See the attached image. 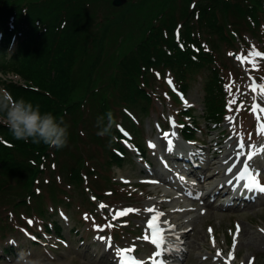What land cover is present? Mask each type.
Masks as SVG:
<instances>
[{"label": "rangeland", "instance_id": "1", "mask_svg": "<svg viewBox=\"0 0 264 264\" xmlns=\"http://www.w3.org/2000/svg\"><path fill=\"white\" fill-rule=\"evenodd\" d=\"M95 1L90 10L95 15L94 21L104 26L109 23L104 20L105 17L111 19L117 15V10L139 0H125L119 8L111 4L113 0ZM161 1L152 0L144 10L139 11L133 21L130 20V24L124 27L119 38H115L116 44L123 45L124 50L132 48L149 25V18L162 9ZM258 35L244 33L239 37V46L248 45L260 49L262 39ZM216 43L220 46L218 52L220 61L226 64L225 77L227 84L231 85L230 99L236 100V103L231 105L232 111L226 109L225 122L215 125L203 114L200 78L192 83V89L187 93L188 97L180 98L175 95L172 84L168 83L169 79L172 81V76L169 73L156 72L154 78L149 79L150 90L154 96L150 113L143 115L130 110L132 116L136 118L134 120L130 113L124 116L123 111L120 113L121 109L116 112L119 122H122L121 128L128 130L133 136V139L131 137L128 139L140 143L146 149L150 165L139 162L133 144L127 141L124 146L122 145L126 154L122 164L110 167L105 164L106 152L87 138L89 132H92L90 125L96 128L97 123L93 106L87 105L84 111L86 121L83 125L77 126L73 145L66 149L67 152L63 150L58 155H51L46 172L36 182V195L27 202L28 204L14 209L10 200H0V264H14L16 254L20 250L31 252L34 257H42L45 264H117L114 248L132 246H135L136 256L143 257L148 264H151L145 254L151 257L154 248L149 241L142 239L148 232L146 222L151 217L145 209L157 204L162 206L158 207L159 211L167 214L175 195L181 199L184 197L182 194L174 193V189L163 181L151 180L155 172L159 174L163 172L164 177L180 188L184 190L186 188L187 193L191 195L185 197L181 203L174 201L177 209L188 210L178 215L172 222V225L189 223L182 228L188 232L186 237L176 242L171 238L172 234L166 232L167 250L179 243L181 256L176 264H224L229 252L233 253L231 264H264V231H262L264 230V199L245 207L227 210L223 208V204L228 200L225 189L220 190V195L210 194L211 197L207 195L214 188L213 185L219 181L226 182V179L220 178L230 166L236 164L233 173L237 168L243 167L237 160V155L231 160L226 157L232 151L238 154L237 145L241 137L246 144L245 153L248 151L247 145L255 144L257 147L264 145V136L256 133L257 121L252 112L253 103H259L264 107V100L249 89L252 83L249 76L258 80L264 77V61L259 62V70H253L250 64L242 65L236 59V56H240V52L236 54L235 50L234 55H229L233 48H228L217 40ZM111 49L113 50V48L108 50L107 47L106 54L103 55V62L99 67V71L102 72H98L99 78L103 76L108 80V76L116 73L115 60L109 55ZM0 79L3 82L7 80L24 85L19 77L13 75L0 74ZM0 87H3L1 83ZM227 104L229 107V101ZM178 111L189 114L186 117H179ZM229 117L232 118L231 122ZM169 118L175 123H190L193 129L194 125L199 126L196 136L198 142L184 143L176 133V127L171 126ZM67 123L71 124L70 121ZM164 132L175 133V136L171 137L174 145L172 151H168ZM76 133L82 136V141L78 140L79 136ZM149 142L155 144V147H149ZM195 147L202 149L204 153L203 159H199L201 162L194 159L195 163H202L204 174H201L200 180L184 179L190 184L187 185L173 176L172 171L173 168H180L185 163L171 162L170 158L179 156L173 154L175 149L185 152L187 148L189 154L197 152ZM261 157H264V154L256 156L254 161H260ZM240 159L242 160L243 157ZM74 162L75 165L81 163L84 166H91L95 171L88 174L86 168L84 172L87 177L78 184L76 182L71 184L66 175ZM254 165L257 168H264L261 163ZM217 170H220V173H217ZM146 180H155L156 183L151 184ZM261 182L264 183V174L261 175ZM18 192H20L18 189L17 192L10 190L12 194ZM53 197L62 199L63 202L53 201ZM100 204L107 207L101 209ZM39 208L45 210L44 215ZM129 208L138 211L114 218L115 212ZM86 214L88 219H85ZM29 219L33 221L31 225L27 222ZM55 220L62 225H68L63 232L65 240L44 233L43 222ZM94 225L103 227L104 231L95 230ZM237 225L240 228L238 234ZM209 229L212 230L211 234ZM39 237L41 241L37 240ZM97 237H111L113 248L106 250V242L98 240ZM234 237L236 244L233 250ZM217 251L222 253L219 258L216 257Z\"/></svg>", "mask_w": 264, "mask_h": 264}, {"label": "trees", "instance_id": "2", "mask_svg": "<svg viewBox=\"0 0 264 264\" xmlns=\"http://www.w3.org/2000/svg\"><path fill=\"white\" fill-rule=\"evenodd\" d=\"M151 1L114 8L117 15L105 17L109 23L102 26L94 21L90 10L95 0H0V74H16L24 85L1 79L0 83L14 98L39 105L42 114H53L68 128L67 146L56 149L16 140L0 121V200H10L14 209L28 204L36 195V182L46 172L51 155L73 145L77 126L86 121L87 105L93 106L96 121L104 117L103 126L108 124L107 113H112L110 132L98 135L102 127L96 123V128L90 125L92 132L87 138L106 152V166H120L125 157L121 143L126 137L119 130L116 112L121 109L124 116L132 111L149 114L154 103L149 79L156 72H169L184 96L200 78L206 117L217 125L224 121L229 100L227 68L220 61L216 40L233 48L232 52L244 50L246 56L251 47L239 46V37L259 34L263 47L257 50L264 53V0H162V9L149 18L143 35L132 48L124 50L115 38ZM107 47L113 48L109 55L116 69L108 80L98 77ZM184 114L180 112V117ZM195 127L185 124L180 130L184 137L195 138L199 126ZM78 140L82 141V136ZM135 147L146 157L140 143ZM86 168L88 174L95 171L74 162L66 175L69 183L82 182ZM17 189L20 192L10 193ZM40 210L44 215L45 210ZM44 225L47 231L62 235L57 222Z\"/></svg>", "mask_w": 264, "mask_h": 264}, {"label": "snow or ice", "instance_id": "3", "mask_svg": "<svg viewBox=\"0 0 264 264\" xmlns=\"http://www.w3.org/2000/svg\"><path fill=\"white\" fill-rule=\"evenodd\" d=\"M229 55H233L230 53ZM236 59L240 61L242 65L250 64L253 70H259V61L264 60V53H261L259 50L253 46L251 50L247 53V55H240L236 56ZM248 69H246L247 71ZM249 79L252 83L249 85V89L251 92L256 94L260 99L264 100V82L257 83L255 79L249 76ZM261 81H264V77L261 78ZM168 83L171 85L172 81L169 79ZM226 91L229 92L231 95V85H226ZM186 103V102H185ZM235 99L229 100V107L228 110L232 111L231 105L235 104ZM242 107V106H241ZM252 112L255 115L257 121V129L256 133L259 136H264V107H262L259 103H253L252 105ZM231 122V117L228 118ZM170 124L172 127H177L176 123L172 118H169ZM183 125H180L182 127ZM119 127V126H118ZM159 128V125H157ZM121 133L128 137V133L123 129L119 128ZM163 136L167 141V148L168 151L173 150V140L171 139L172 136H175V133H168L164 132ZM149 147L154 148L155 144L149 142ZM238 154L237 160L243 165L242 168H237L236 172L233 173V168H236V164L230 166L227 171L232 173V179H229L227 183L232 184L235 180L237 182V187H241L243 190L251 193H264V183L261 182V175L264 174V168H257L252 162L254 158L258 155L264 154V145L257 147L255 144L247 145L248 151L245 153L246 144L243 138H240V141L237 145ZM243 157L241 160L240 158ZM227 163V161H225ZM95 199V198H93ZM99 207L101 209L106 208L107 205L100 204ZM133 211H138L134 209H125L122 211H117L114 214V218H119L122 216H126ZM148 213H151L150 219L147 221V229L150 231L146 232L142 239L149 241L154 246V252L152 256L149 258L151 264H167V261L164 259V256L167 252V245H166V232L168 228L165 227L168 225L166 220H161L164 217V213L162 211L157 210L154 207H149L145 209ZM85 219H88L87 214L85 215ZM28 224L31 225L33 221L29 219ZM108 227H112V225H108ZM95 230L103 232L104 228L100 227L99 225H94ZM211 229H209V233L211 234ZM240 231L239 225H237L236 233L238 234ZM264 231V230H262ZM34 239V238H33ZM98 240L106 242V250L112 249L113 245L111 243V237H97ZM236 239L233 238V250L235 249ZM213 246L215 247V241L213 240ZM136 251L135 246L120 248H114V258L117 260L118 264H148V261L144 260L143 257H136L133 253ZM222 256V253L217 251L216 257L219 258ZM233 259V253L229 252L227 259L224 260V264H231Z\"/></svg>", "mask_w": 264, "mask_h": 264}, {"label": "clouds", "instance_id": "4", "mask_svg": "<svg viewBox=\"0 0 264 264\" xmlns=\"http://www.w3.org/2000/svg\"><path fill=\"white\" fill-rule=\"evenodd\" d=\"M108 124L103 126L104 117L97 118V127H102L98 135H105L112 127V113H107ZM0 120L3 121L16 140L31 142L39 145L43 143L49 147L62 149L68 143V128L64 121L51 113H41L39 105L26 102L23 98H14L12 94L0 87ZM14 264H45L39 256H32L31 252L20 250L16 254Z\"/></svg>", "mask_w": 264, "mask_h": 264}, {"label": "bare ground", "instance_id": "5", "mask_svg": "<svg viewBox=\"0 0 264 264\" xmlns=\"http://www.w3.org/2000/svg\"><path fill=\"white\" fill-rule=\"evenodd\" d=\"M188 150L186 149V155H183L182 157H181V161H184V162H187L188 163V166L185 168L186 169V172L189 174V176H191V175H194V172L190 169V167H189V165H190V163H192L191 162V160H193L194 159V156H196V155H194V154H192V153H190V156L187 154L188 152H187ZM175 153L177 154V152L175 151ZM174 154V153H173ZM178 155V154H177ZM235 155H237V153L235 152V151H232V152H229L228 154H227V158L228 159H232V158H234L235 157ZM253 164L254 163H261V164H263L264 165V157H261L260 158V161H253L252 162ZM226 177H232V174H230V173H228L227 175H226ZM154 178L155 179H160V180H162L163 182H165V184H167V185H169V186H171V188H173L174 189V193H181L182 191H181V189L179 188V186H177L176 184H174L172 181H169L168 179H166V177H164V173L163 172H160V174L157 172H155V176H154ZM220 184V185H219ZM219 184H217V185H213L214 186V188H212L211 190H210V192L208 193V196L209 197H211L210 196V194L211 195H220V190L222 191V190H224V189H230V187H228L227 185H233V184H237V182L234 180L233 181V183L232 184H225V183H223V182H221V183H219ZM235 187V186H234ZM234 187H233V189H234ZM167 194L168 193H166L165 194V196H167ZM184 197L183 198H185V197H187L188 196V194H186V193H183L182 194ZM262 198H264V193H260V194H249V193H247V192H240V193H238V194H235V195H232V196H230V199H232V201H229V202H227L224 206H223V208H225V209H227V210H231V209H233V208H238V207H245L246 205H251V204H253V202H255V201H257V200H260V199H262ZM183 200L184 199H181V198H179V197H177V196H175L174 197V201H175V203H181V202H183ZM174 201H172V203L169 205V211H168V213L166 214V213H164L165 215H164V217H162L161 218V220L163 221V220H166L167 222H168V225H166L165 227H167L168 228V231H170L171 233H172V238L176 241V242H180V241H182L185 237H186V235L188 234V232L186 231V230H182V228H185V225H187V224H189V223H187V222H185L184 224H173L172 225V222L174 221V219L178 216V215H180L181 213H185L187 210H184V211H182V212H180L177 208H176V204L174 203ZM152 207H154V208H156L157 210H159L158 209V207L159 208H161L162 206H158L157 204H154ZM152 215V214H151ZM167 231V232H168ZM178 247H179V243L178 244H175V246H174V248L173 249H171V251H170V253H171V255L170 256H172V257H174L175 259H179L180 258V250L178 249ZM168 255H167V252H166V255L164 256V258L165 257H167ZM109 258V257H108ZM60 264V263H59Z\"/></svg>", "mask_w": 264, "mask_h": 264}, {"label": "water", "instance_id": "6", "mask_svg": "<svg viewBox=\"0 0 264 264\" xmlns=\"http://www.w3.org/2000/svg\"><path fill=\"white\" fill-rule=\"evenodd\" d=\"M125 3V0H114L113 5L115 7H121Z\"/></svg>", "mask_w": 264, "mask_h": 264}]
</instances>
